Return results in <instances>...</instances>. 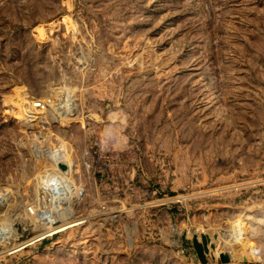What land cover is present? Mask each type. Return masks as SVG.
Instances as JSON below:
<instances>
[{
    "label": "rangeland",
    "instance_id": "1",
    "mask_svg": "<svg viewBox=\"0 0 264 264\" xmlns=\"http://www.w3.org/2000/svg\"><path fill=\"white\" fill-rule=\"evenodd\" d=\"M200 261L264 264V0H0V264Z\"/></svg>",
    "mask_w": 264,
    "mask_h": 264
},
{
    "label": "built area",
    "instance_id": "2",
    "mask_svg": "<svg viewBox=\"0 0 264 264\" xmlns=\"http://www.w3.org/2000/svg\"><path fill=\"white\" fill-rule=\"evenodd\" d=\"M52 105H53V101L52 100H43V101H39V102H31V104L28 105L27 111H30V112H28L29 114L31 112L36 111V110L46 111ZM57 151L58 152L56 154V158H57L56 161L63 163L64 154H63V152L61 150H57ZM57 184H59V183L56 180L54 183H52L50 186H48L49 190L47 188H46L47 189L46 191L42 190L43 193H46L47 196L51 197V199L48 200L49 203L52 202V204H55V202L56 203L58 202V198H59V195H60L59 193H60L61 189H59L57 187ZM50 190H51V192H50ZM52 191H54L56 193L54 196H53V192ZM41 206L43 207V210L48 211L44 218H48L50 215H52L51 214V210L49 209V207H47V209H46L44 205H41ZM28 210H29V213H30V215L32 217H35L39 213L38 210L36 209V207H34V205L29 206ZM41 215L44 216L43 213H41Z\"/></svg>",
    "mask_w": 264,
    "mask_h": 264
},
{
    "label": "bare ground",
    "instance_id": "3",
    "mask_svg": "<svg viewBox=\"0 0 264 264\" xmlns=\"http://www.w3.org/2000/svg\"><path fill=\"white\" fill-rule=\"evenodd\" d=\"M76 225H78V224H76L75 222L73 223V222H70V223H66L65 225H63V226H61V227H59V228H53V229H51V230H49V231H47V235L49 234V235H52V234H54V233H58V232H61V231H63V230H66V229H69V228H71V227H73V226H76ZM45 235H46V233H44ZM44 236V235H43ZM40 238H42V237H40ZM38 239V238H37ZM206 239V238H205ZM202 240L204 241V237L202 238ZM201 240V241H202ZM206 241H207V239H206ZM33 242V241H32ZM29 243H31V242H27V243H25V244H23V245H21V246H18V247H16V248H12L10 251L12 252V253H15V252H17V251H20V250H22L23 248H25V246L27 245V244H29ZM207 243H208V241H207ZM208 247V245L206 246V248ZM207 250H208V248H207ZM9 251V252H10ZM201 262V261H200ZM202 263V262H201ZM202 264H205V263H202Z\"/></svg>",
    "mask_w": 264,
    "mask_h": 264
}]
</instances>
